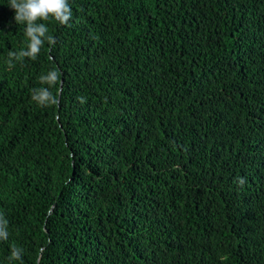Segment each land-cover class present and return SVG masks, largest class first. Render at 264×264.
Segmentation results:
<instances>
[{"label": "trees", "instance_id": "trees-1", "mask_svg": "<svg viewBox=\"0 0 264 264\" xmlns=\"http://www.w3.org/2000/svg\"><path fill=\"white\" fill-rule=\"evenodd\" d=\"M69 5L0 0V264H264V0Z\"/></svg>", "mask_w": 264, "mask_h": 264}, {"label": "clouds", "instance_id": "clouds-1", "mask_svg": "<svg viewBox=\"0 0 264 264\" xmlns=\"http://www.w3.org/2000/svg\"><path fill=\"white\" fill-rule=\"evenodd\" d=\"M9 7L14 10L15 22L26 26L25 35L29 41L26 50H22L18 54L9 52L10 67L12 66L11 58L21 60L28 57L35 60L45 43V39L49 45H54V38L48 35L49 29L46 24L37 23V21L55 20L59 24H67L72 15L69 0H9ZM59 76L60 74L55 69L49 71L47 75H42L40 82L49 85V87L32 89V100L42 107L57 105L58 99L50 88L59 82ZM77 99L80 103H85L84 97ZM240 183H244L243 179L240 180ZM7 238V221L0 216V240H7ZM21 256L22 250L13 246L10 259L20 260Z\"/></svg>", "mask_w": 264, "mask_h": 264}]
</instances>
